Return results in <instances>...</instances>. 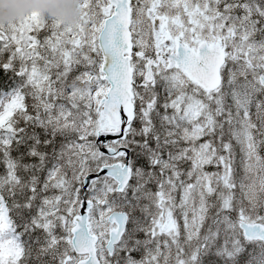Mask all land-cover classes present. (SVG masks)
<instances>
[{
	"label": "snow or ice",
	"instance_id": "1",
	"mask_svg": "<svg viewBox=\"0 0 264 264\" xmlns=\"http://www.w3.org/2000/svg\"><path fill=\"white\" fill-rule=\"evenodd\" d=\"M0 23V264H264V0H79Z\"/></svg>",
	"mask_w": 264,
	"mask_h": 264
},
{
	"label": "clouds",
	"instance_id": "2",
	"mask_svg": "<svg viewBox=\"0 0 264 264\" xmlns=\"http://www.w3.org/2000/svg\"><path fill=\"white\" fill-rule=\"evenodd\" d=\"M33 11L42 17L75 23L80 14L79 0H0V23L7 24Z\"/></svg>",
	"mask_w": 264,
	"mask_h": 264
},
{
	"label": "trees",
	"instance_id": "3",
	"mask_svg": "<svg viewBox=\"0 0 264 264\" xmlns=\"http://www.w3.org/2000/svg\"><path fill=\"white\" fill-rule=\"evenodd\" d=\"M15 83V78H9L7 73L0 70V91L9 90Z\"/></svg>",
	"mask_w": 264,
	"mask_h": 264
}]
</instances>
